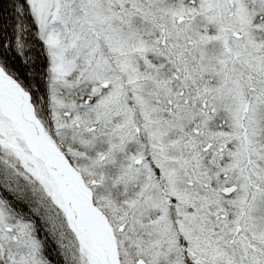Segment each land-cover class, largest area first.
Wrapping results in <instances>:
<instances>
[{"label": "snow or ice", "instance_id": "1", "mask_svg": "<svg viewBox=\"0 0 264 264\" xmlns=\"http://www.w3.org/2000/svg\"><path fill=\"white\" fill-rule=\"evenodd\" d=\"M0 264H264V0H0Z\"/></svg>", "mask_w": 264, "mask_h": 264}]
</instances>
